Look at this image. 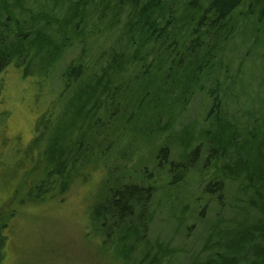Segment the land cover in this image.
I'll return each mask as SVG.
<instances>
[{
  "label": "trees",
  "instance_id": "trees-1",
  "mask_svg": "<svg viewBox=\"0 0 264 264\" xmlns=\"http://www.w3.org/2000/svg\"><path fill=\"white\" fill-rule=\"evenodd\" d=\"M254 20L264 0H0V74L60 88L28 149L33 196L102 169L91 229L124 264H163L180 238L152 243L153 227L185 189L182 217L204 233L192 264H264V108L226 113L228 47ZM128 137L152 165L133 172Z\"/></svg>",
  "mask_w": 264,
  "mask_h": 264
},
{
  "label": "rangeland",
  "instance_id": "rangeland-1",
  "mask_svg": "<svg viewBox=\"0 0 264 264\" xmlns=\"http://www.w3.org/2000/svg\"><path fill=\"white\" fill-rule=\"evenodd\" d=\"M253 22L246 24L228 47L229 59L234 61L232 71L227 72L228 79L239 76L227 88L226 113L264 108V24L258 27ZM38 79L40 76L26 77L14 67L0 74V232L5 237L4 264H124L91 229L90 212L98 201L102 169L88 177L86 172L78 175L67 191L52 186L47 195L38 199L33 196L42 173V168L35 170L34 163L41 147L33 154L28 149L39 117L57 99L60 89L50 83L40 87ZM207 103L203 93L197 96L192 116L198 117ZM123 143L129 153L137 156L130 160L133 172L152 165L151 143L135 144L129 137ZM138 146L139 153L134 148ZM184 192L185 189L177 192L171 202L167 197L160 221L153 227L152 243L161 238L169 241L176 235L180 238L175 240L176 252L163 264H192L201 248L203 229L190 231V218L182 217ZM161 220H166L164 227Z\"/></svg>",
  "mask_w": 264,
  "mask_h": 264
}]
</instances>
